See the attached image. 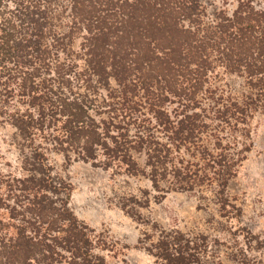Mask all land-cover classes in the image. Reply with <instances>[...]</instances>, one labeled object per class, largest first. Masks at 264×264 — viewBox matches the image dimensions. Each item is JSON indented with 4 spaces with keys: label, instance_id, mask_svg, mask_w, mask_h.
I'll list each match as a JSON object with an SVG mask.
<instances>
[{
    "label": "trees",
    "instance_id": "1",
    "mask_svg": "<svg viewBox=\"0 0 264 264\" xmlns=\"http://www.w3.org/2000/svg\"><path fill=\"white\" fill-rule=\"evenodd\" d=\"M217 68L244 81L240 101L207 89ZM95 89L122 99V111L135 110L128 97L141 94L152 132L136 122L124 127L97 105ZM258 113L264 2L238 1L230 16L218 12L209 21L198 0H0V125L16 131L24 172L0 177V264H106L101 253L114 248L69 209L71 187L52 176L49 153L144 177L158 192L160 183L178 192L214 185L226 213L225 190L250 152ZM133 152L145 154L148 173ZM130 206L121 209L133 218ZM138 247L155 264H203L209 250L202 236L163 230ZM230 258L264 264L241 249Z\"/></svg>",
    "mask_w": 264,
    "mask_h": 264
},
{
    "label": "rangeland",
    "instance_id": "2",
    "mask_svg": "<svg viewBox=\"0 0 264 264\" xmlns=\"http://www.w3.org/2000/svg\"><path fill=\"white\" fill-rule=\"evenodd\" d=\"M238 1H251L262 5L264 0H198L205 11L206 19L224 12L228 16L236 9ZM81 39L75 37L72 49L79 53ZM80 69L82 67L79 63ZM110 89L115 83L110 80ZM207 89L218 96L240 101L247 89L244 81L217 68L209 77ZM93 97L97 105L109 115H117L124 127L136 122L152 132L155 121L152 110L137 94L133 103L122 111L123 101L108 100L107 92L99 89ZM81 93L83 91L81 90ZM110 97H115L112 91ZM104 99L112 110L103 105ZM210 103L205 104L207 108ZM169 111L172 107L164 104ZM214 108L211 109L213 111ZM114 110L116 113H114ZM112 113V114H111ZM129 115V117H128ZM106 119V115L102 116ZM122 119V120H121ZM118 120V121H119ZM131 128V127H130ZM250 152L237 168L236 176L229 181L225 199L229 203L226 213L221 211L216 200V187L202 186L192 192L169 191L166 183H160V192L155 191L148 179L129 176L116 168L103 170L82 162L66 163L63 157L49 153L52 176L71 187L69 209L88 227L100 233L113 245L112 252H102L106 264H155L153 257L138 247V241L147 235L155 242L159 231H179L188 236H202L209 246L203 264H234L230 258L236 249L244 250L250 257L264 261V115L258 113L249 124ZM131 135L134 130L130 129ZM155 133V132H153ZM206 137V136H205ZM155 139L166 143L162 134L156 132ZM212 142L210 137H206ZM16 131L9 125H0V177H23L21 156L17 149ZM191 154H197L191 149ZM189 161H197L187 153ZM139 168H146L144 153H132ZM148 173V172H147ZM122 204L131 205L135 217L131 218L121 209Z\"/></svg>",
    "mask_w": 264,
    "mask_h": 264
}]
</instances>
